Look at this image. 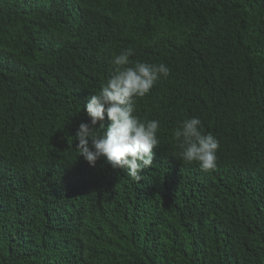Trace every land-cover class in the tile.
I'll list each match as a JSON object with an SVG mask.
<instances>
[{
	"label": "trees",
	"instance_id": "1",
	"mask_svg": "<svg viewBox=\"0 0 264 264\" xmlns=\"http://www.w3.org/2000/svg\"><path fill=\"white\" fill-rule=\"evenodd\" d=\"M129 48L171 70L139 182L76 149ZM192 117L215 169L180 156ZM0 264H264V0H0Z\"/></svg>",
	"mask_w": 264,
	"mask_h": 264
},
{
	"label": "clouds",
	"instance_id": "2",
	"mask_svg": "<svg viewBox=\"0 0 264 264\" xmlns=\"http://www.w3.org/2000/svg\"><path fill=\"white\" fill-rule=\"evenodd\" d=\"M134 54L129 48L115 55L111 61L115 74L89 96L83 107L90 122L79 125L76 149L91 166L105 158L113 169H123L127 176L139 182L144 170L153 165L154 150L160 145V121L138 116L137 100L149 94L159 81L167 79L171 70L164 63L133 65L130 57ZM174 137L179 142L183 161L195 162L204 171L216 168L220 141L212 133L204 132L199 117L182 121Z\"/></svg>",
	"mask_w": 264,
	"mask_h": 264
}]
</instances>
